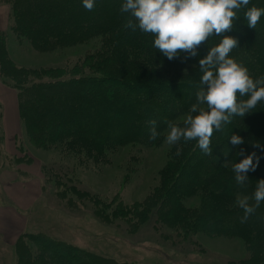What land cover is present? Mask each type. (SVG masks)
Instances as JSON below:
<instances>
[{
    "label": "trees",
    "instance_id": "trees-1",
    "mask_svg": "<svg viewBox=\"0 0 264 264\" xmlns=\"http://www.w3.org/2000/svg\"><path fill=\"white\" fill-rule=\"evenodd\" d=\"M11 2V30L18 38L27 39L38 48L72 45L92 38L99 40L94 46L97 50L88 54L81 66L71 67V72H66L69 75L62 73V69L16 68L0 50V71L11 82L6 83L20 93L19 114L30 142L37 149L59 151L63 161L69 160V164L72 161V166L91 161L89 167H101L110 163L112 153L121 147L161 143L166 138L168 122L176 123L190 114V106L196 103L195 94L200 87L198 59L220 41L214 34L196 46V56L182 52L173 57L171 63L152 47V34L125 27L131 17L120 11L123 0L115 3L103 0L110 4L94 5L91 11L83 7L81 0ZM253 5L264 7V0H251L248 7ZM243 11L238 13L240 18L234 20L233 26L220 36L236 40L229 55L242 62L253 78H258L264 76V16L253 29L247 26ZM4 46L5 40L0 39V48ZM110 49V57L119 56L120 64L109 61ZM133 50L151 57L138 58L133 63L129 59L124 63L125 52ZM95 87H98L96 92L101 93L99 100H95L99 95L89 90ZM246 98L247 94L243 99ZM142 102H147L143 104V111L131 116L130 112H137ZM104 106H111L113 114L100 111L92 115L94 121L81 125L87 111ZM150 120H155L156 124L150 125ZM65 122L74 126L65 127ZM116 123L123 124L124 129L118 130ZM77 124L81 126H75ZM151 128L158 133L155 138H151ZM232 135L240 136L243 143L230 144ZM255 145L264 146V102L247 110L243 116L232 114L228 122L222 120L220 130L214 131L211 137L209 154L197 146L196 140L181 138L174 143L165 168L159 172V186L142 202L127 206L104 201L101 204L96 197L74 185L68 187L61 182L58 185L90 200L103 221L127 222L130 232L136 231L154 214L157 223L174 230L183 240L199 232L239 237L245 240L250 253L247 263L264 264V201L243 223V209L236 203L245 195L250 205L255 203L252 193L257 180L264 179V159L254 172L247 173L243 185L236 183L232 171L241 149V156L251 151L260 155ZM191 198H197L199 204L188 205ZM29 239L37 251L30 243L19 239L14 249L15 264H137L104 257L41 233Z\"/></svg>",
    "mask_w": 264,
    "mask_h": 264
},
{
    "label": "rangeland",
    "instance_id": "rangeland-1",
    "mask_svg": "<svg viewBox=\"0 0 264 264\" xmlns=\"http://www.w3.org/2000/svg\"><path fill=\"white\" fill-rule=\"evenodd\" d=\"M11 1L0 0V39L5 40L6 45L0 50L7 54L16 68L44 71L62 69V73L69 75L66 72H69L71 67L81 66L84 58L97 50L94 49V46L99 42L97 38L85 42H75L72 45H55L49 49L38 48L27 39L21 40L11 30L13 25ZM115 1L111 0V3H115ZM101 4L110 3L103 2V0L95 1V5ZM30 19L28 18V20ZM28 20L26 19L27 22ZM110 51L111 49L107 52L109 61H116L120 64V57L111 58ZM125 53L124 63H127L129 59L133 63L138 58L146 60L151 57L134 50ZM169 62L173 63L171 60ZM141 66L144 67V65ZM6 82L11 83L0 71V264H15L14 249L19 239L30 243L31 247L35 249L34 251H37L29 236L39 233L93 251L104 257L114 258L120 262L248 264L250 253L245 240L239 237L199 232L188 237L187 240H183L175 234L174 230L157 223L154 214L136 231L130 232L127 222L109 223L103 221L96 214L90 200L74 195L67 189L63 190L58 185L59 182L68 185V187L74 185L78 190L96 197L98 203L101 204L107 202L127 206L142 202L154 188L159 186V172L165 168L170 148L173 146L166 142V138L161 143L151 146L121 147L112 153L110 163L102 164L101 167H89L91 161H84L82 165L72 166V161H70L71 164H69V160L63 161V156L59 151L34 148L23 124L22 138L15 144L11 142L13 147L10 151L12 152H8L9 135L6 136L7 142H4L5 134L2 131L4 124L1 123V119L5 106L11 113V105L8 104L7 99H14L15 94L19 113L20 93ZM96 88L98 87L89 90L96 92ZM5 90L11 91L13 96L3 99L7 94ZM95 94L99 95L95 97V100H99L101 93L96 92ZM144 103L147 102H142L138 111L130 112V115L142 112L145 107ZM82 107L84 106L82 105ZM106 110L113 114L114 110L111 106L87 111V117L81 122V125L94 121L92 117L96 116V113ZM187 116L188 114L179 118L176 124L183 126ZM20 120L22 122L21 117ZM64 124L65 127L67 125L68 127L74 126L70 122ZM115 126L118 130L122 127L124 129L123 124L116 123ZM21 163L34 164L26 168L25 172L28 174L24 175L15 169H19L18 166ZM9 189L13 190L10 198L5 195ZM187 204L190 206L199 204V200L191 198ZM25 222H28L27 226H25ZM11 225L14 226V229L8 230Z\"/></svg>",
    "mask_w": 264,
    "mask_h": 264
},
{
    "label": "clouds",
    "instance_id": "clouds-1",
    "mask_svg": "<svg viewBox=\"0 0 264 264\" xmlns=\"http://www.w3.org/2000/svg\"><path fill=\"white\" fill-rule=\"evenodd\" d=\"M250 2L251 0H123L121 3V13H128L131 17L125 27L152 34V47L168 60L180 56L182 52H188L189 56L194 57L197 55L196 46L214 34L220 37L219 43L210 47L207 55L198 59L201 76L200 87L195 94L196 103L190 106V114L184 119L183 126L168 122V144H174L181 138L184 141L196 140L197 146L205 154H209L211 137L214 131L220 130L222 120L228 122L232 114L243 116L247 110L264 102V76L253 78L242 62L229 55L236 40L220 36L233 26L234 20L240 18L238 13L242 9L247 26L253 29L256 27L264 16V7H248ZM81 3L86 10L91 11L95 0H81ZM245 94L247 98L243 99ZM149 124L155 125L156 121L150 120ZM150 132L151 138L158 135L155 128H151ZM229 142L241 145L243 140L238 135H232ZM255 147L260 149V155L251 151L241 156L243 149L237 153L238 162L236 160L232 165V171L238 185H243L247 173L254 172L260 160L264 159V146ZM252 199L255 203L251 205L246 195L236 201L243 209L242 223L264 201V179L257 180Z\"/></svg>",
    "mask_w": 264,
    "mask_h": 264
},
{
    "label": "crops",
    "instance_id": "crops-1",
    "mask_svg": "<svg viewBox=\"0 0 264 264\" xmlns=\"http://www.w3.org/2000/svg\"><path fill=\"white\" fill-rule=\"evenodd\" d=\"M6 91V95L3 99H6L8 98V96H13V93H10L11 91L9 90H5ZM15 94V93H14ZM14 99L10 100V99H7L8 100V104L11 105V113L8 109V107L5 106L4 108V114L2 115V119H1V123L4 124L2 126V131H3V134H5V141L4 142H7L6 140V136H8V142H7V151L8 152H12L10 151L11 148L13 147V144H11V142H13L14 144L16 143L17 140H20L23 136V123L21 122L20 120V116H19V113H18V107H17V96L16 94L14 95L13 97ZM12 114V115H11ZM6 129V130H4ZM9 132H8V130ZM15 148V147H14ZM34 163L32 164H26V163H21L20 166H18L19 169L15 168L18 172H22L24 175L28 174L25 172L26 168L27 167H30L32 166ZM25 172V173H24ZM18 180V179H16ZM13 184V182L11 183V185ZM12 191L13 190H8L5 192V195L10 198L11 194H12ZM2 200L5 202L4 198L2 197ZM3 205V204H2ZM1 207H5V206H1ZM14 210H19L17 208H13ZM27 226L28 222H25ZM27 228V227H26ZM14 229V226H9L8 227V230H12ZM24 231V229H23ZM23 231L21 232V235L23 233Z\"/></svg>",
    "mask_w": 264,
    "mask_h": 264
}]
</instances>
